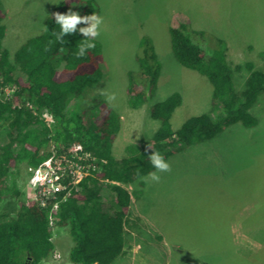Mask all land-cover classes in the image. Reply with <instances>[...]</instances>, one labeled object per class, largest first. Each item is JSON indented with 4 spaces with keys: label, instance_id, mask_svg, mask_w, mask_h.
Returning a JSON list of instances; mask_svg holds the SVG:
<instances>
[{
    "label": "rangeland",
    "instance_id": "rangeland-1",
    "mask_svg": "<svg viewBox=\"0 0 264 264\" xmlns=\"http://www.w3.org/2000/svg\"><path fill=\"white\" fill-rule=\"evenodd\" d=\"M65 1L1 0L11 60L21 45L44 32L48 16L62 13L58 7ZM94 1L99 4L96 13L104 18L101 35L96 39L102 48L104 81L74 99L71 107L79 105L88 123L94 115L93 106L100 103V98L107 101L100 91L107 89L109 94H116L117 99L110 104L122 120L113 144L118 160L129 155L127 146L142 149L152 142L161 123L151 118L150 109L174 93H180L184 102L171 119L173 129L194 116H217L211 82L180 64L173 52L170 27L188 24L212 34L226 42L227 59L233 68L249 62L264 71V0ZM71 11L76 12L75 8ZM144 37L150 38L155 48L161 73L157 89H146L148 101L132 108L127 90L129 73H140L138 54ZM210 46L214 43L207 42L204 47ZM249 75L247 70L236 74L239 91L246 88ZM12 94L11 90L0 93V100H8ZM250 114L257 121L255 126L247 128L236 123L216 138L174 154L167 160L171 172L159 173V183L138 179L122 184L135 201L126 228L131 256L114 264H264V94ZM96 119L103 123L102 115ZM7 141V134L1 132L0 144ZM17 179L22 198L33 199L26 164ZM101 194L108 207L112 192L107 187ZM19 200L7 196L0 209L17 211ZM145 216L165 235L147 224ZM54 241L55 252L42 264H71L73 243L69 231L56 232Z\"/></svg>",
    "mask_w": 264,
    "mask_h": 264
},
{
    "label": "trees",
    "instance_id": "trees-1",
    "mask_svg": "<svg viewBox=\"0 0 264 264\" xmlns=\"http://www.w3.org/2000/svg\"><path fill=\"white\" fill-rule=\"evenodd\" d=\"M1 6L0 0V91L7 88L13 94L0 100V133L8 136V141L0 144V205L7 196H14L20 199V206L11 212L0 209V264H42L55 252L54 236L63 229L72 238L71 264H114L131 250L126 228L133 202L122 184L135 183L155 171L148 159L153 151L168 160L177 152L216 138L236 123L247 128L257 124L250 111L264 94V71L249 62L233 68L226 42L181 24L169 28L173 52L181 65L209 79L217 116H194L173 129L171 119L184 102L180 93H174L150 109L151 118L161 123L150 143L152 149L129 145V155L118 160L113 144L122 127L121 115L102 98L93 106L94 115L88 123L79 105L71 107L74 99L104 81L100 43L95 40L96 47L78 59V44L85 37L77 31L65 36L63 42L56 40L52 33H58L60 26L51 15L45 22L48 31L21 45L11 60L12 53L4 45L7 26ZM97 6L94 0H67L58 9L66 14L75 8L84 16L96 13ZM207 42H213L214 47H204ZM139 47L140 73H129L127 89L132 108L148 101L146 89L156 88L161 73L150 38L144 37ZM245 70L250 75L246 88L239 91L236 74ZM44 110L53 116L52 126L42 118ZM101 115L103 123L99 124L96 118ZM52 144L59 154L81 146L96 155L100 167L84 180L80 192L75 191L61 204L55 227L49 219L53 203L44 206L41 200L23 199L17 181L23 164L37 168L52 156ZM107 187L112 196L105 207L101 193Z\"/></svg>",
    "mask_w": 264,
    "mask_h": 264
},
{
    "label": "built area",
    "instance_id": "built-area-1",
    "mask_svg": "<svg viewBox=\"0 0 264 264\" xmlns=\"http://www.w3.org/2000/svg\"><path fill=\"white\" fill-rule=\"evenodd\" d=\"M10 90L11 89H8V91ZM11 91L13 92V90ZM0 93L4 92L0 91ZM27 106L33 108L30 103H27ZM45 111L48 113L47 119L45 118ZM42 118L49 126H52L54 123V118L48 110L43 111ZM50 151L52 152V156L46 161L51 160V165L45 166L43 171L48 174L51 182L45 181L44 184H37L33 187V199L41 200L44 206L53 203L50 223L55 227L61 204L68 201L75 191L80 192L82 189L81 184L84 180L94 172L99 171L100 167L96 155L85 151L81 146H73L68 152L59 154L56 146L52 144ZM44 162L37 168L44 165ZM37 168L29 167L31 178L35 175V170ZM57 187L59 191L55 190Z\"/></svg>",
    "mask_w": 264,
    "mask_h": 264
},
{
    "label": "clouds",
    "instance_id": "clouds-1",
    "mask_svg": "<svg viewBox=\"0 0 264 264\" xmlns=\"http://www.w3.org/2000/svg\"><path fill=\"white\" fill-rule=\"evenodd\" d=\"M54 19L56 24L60 26V31L57 33L53 31V36L56 40L63 42L65 36L70 34H75L77 31L85 37L78 44V51L76 53L77 58H82L86 55L87 51L90 49H94L96 47L95 40L98 39L101 35V29L104 24V18L98 13H94L92 15H84L81 16L78 12H74L69 10L65 13H54ZM80 25H84L83 27H79ZM44 30L48 31L47 26H44ZM47 50V49H46ZM63 50V49H62ZM5 93L8 92V89H4ZM101 95H104L109 103L115 101L117 96L115 93L109 94L107 89L100 91ZM45 118H48V113L45 111ZM79 147V146H78ZM149 148L152 149L149 144ZM152 167L155 169L153 172H149L145 177H139V172L137 173L138 177L143 180L145 183L155 182L159 183L161 180V176L159 173L171 172V165L165 159L164 155H162L158 151H153L152 154L148 157ZM51 160L45 161L44 165L35 170V175L31 178L30 185L35 187L37 184H44L45 181H49V176L47 173L43 171L45 166H50ZM58 179V177H57ZM56 191H59V188H55ZM51 220V217H49Z\"/></svg>",
    "mask_w": 264,
    "mask_h": 264
},
{
    "label": "crops",
    "instance_id": "crops-1",
    "mask_svg": "<svg viewBox=\"0 0 264 264\" xmlns=\"http://www.w3.org/2000/svg\"><path fill=\"white\" fill-rule=\"evenodd\" d=\"M3 11V10H2ZM4 12V11H3ZM9 32V31H8ZM8 32H7V34H6V37H5V40H4V45H5V47L7 48V45H6V39H7V37H8ZM134 199H133V204H134ZM132 208V207H131ZM148 220V222H146L147 224H152L153 226H155V230L158 232V234L159 235H161V236H164L165 235V233L163 232V230L162 229H159V228H157V226L153 223V221L149 218V217H147V216H145ZM159 237V238H161V240L163 239V241H164V237ZM235 237H236V233H235ZM168 238V237H167ZM131 241V240H130ZM128 248H130V244H129V247ZM139 248H140V246H139ZM130 251V250H129ZM129 251H128V249H127V252H126V254L125 255H123V256H121V257H119L118 259H117V261L119 260V261H121L122 262V260L124 261L125 260V257H128L130 254H129ZM131 256V255H130ZM127 263V262H126ZM128 264H133V261H129L128 262Z\"/></svg>",
    "mask_w": 264,
    "mask_h": 264
},
{
    "label": "bare ground",
    "instance_id": "bare-ground-1",
    "mask_svg": "<svg viewBox=\"0 0 264 264\" xmlns=\"http://www.w3.org/2000/svg\"><path fill=\"white\" fill-rule=\"evenodd\" d=\"M95 3H96V2H95ZM98 5H99V4H98ZM98 7H99V6H98ZM98 10H99V9H98ZM156 89H157V88H156ZM155 91H157V90H155ZM148 105H149V104H148ZM88 111H89V110H88ZM38 202H39V201H38ZM39 203H40V202H39ZM249 237H250V236H249ZM249 237H248V238H249ZM250 239H251V238H250ZM155 247H156V246H155ZM167 261H168V260H167Z\"/></svg>",
    "mask_w": 264,
    "mask_h": 264
}]
</instances>
